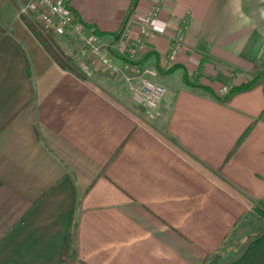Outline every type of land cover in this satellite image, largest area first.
<instances>
[{
    "label": "crops",
    "instance_id": "obj_1",
    "mask_svg": "<svg viewBox=\"0 0 264 264\" xmlns=\"http://www.w3.org/2000/svg\"><path fill=\"white\" fill-rule=\"evenodd\" d=\"M18 1L0 0V264H264L254 212L264 202V89L229 102L202 90L223 96L252 77L264 29L250 0H163L134 60L166 87L155 118L124 79L54 36L76 62L62 68L17 16ZM68 6L105 43L126 23L136 34L150 7ZM178 28L183 50L165 62ZM250 215L263 224L247 232Z\"/></svg>",
    "mask_w": 264,
    "mask_h": 264
},
{
    "label": "built area",
    "instance_id": "obj_2",
    "mask_svg": "<svg viewBox=\"0 0 264 264\" xmlns=\"http://www.w3.org/2000/svg\"><path fill=\"white\" fill-rule=\"evenodd\" d=\"M69 0H19L17 16L23 21L28 18L41 32H51L54 36H69L77 45L78 52L83 59L91 60L116 77L126 81L133 99L144 107L149 117L161 115L159 105L167 90L159 81L155 80L156 69L135 65L134 60L146 52L145 39L152 33V24L161 10L163 0H145L149 8L141 17L137 33L131 32L130 24L126 23L121 32L111 41L102 42L98 34L88 30L87 26L78 20L68 6ZM184 38L181 28H178L171 49L165 62L175 59L183 50ZM117 56H125V62L115 61ZM89 60V61H90ZM80 68L86 75L92 74V67L87 61L80 62ZM229 89L224 87L221 93Z\"/></svg>",
    "mask_w": 264,
    "mask_h": 264
},
{
    "label": "trees",
    "instance_id": "obj_3",
    "mask_svg": "<svg viewBox=\"0 0 264 264\" xmlns=\"http://www.w3.org/2000/svg\"><path fill=\"white\" fill-rule=\"evenodd\" d=\"M23 22L25 25L30 29V31L35 35V37L38 39V41L42 44V46L45 48V50L49 53V55L62 67V68H70V65L75 64L76 62L68 55H66L62 49L59 47V45L56 43L54 35L51 32H41L37 26L29 20L26 17H23ZM88 28V27H87ZM89 29V28H88ZM92 32L98 34L101 36L102 34L99 33L97 30L92 29ZM26 57V55H25ZM27 62V70L28 73H30V66L28 63V59L26 57ZM252 77L248 79L247 81L239 84L234 85L229 88V91L225 95H220L216 89L211 85H203L202 90L204 92H207L211 95H213L216 99L223 101V102H229L232 97L238 93H242L245 91H249L253 88H255L258 85H262L264 89V81L262 80V76L264 75V54L262 56L258 57L255 62L252 64ZM254 72V73H253ZM262 117L264 118V110L262 112ZM251 130V127H249L243 134V138L249 133ZM240 139V140H241ZM254 212L256 215L264 221V202H258L254 208ZM262 230H258L252 234L248 235V241L257 237L260 235ZM243 247L241 248V250Z\"/></svg>",
    "mask_w": 264,
    "mask_h": 264
},
{
    "label": "rangeland",
    "instance_id": "obj_4",
    "mask_svg": "<svg viewBox=\"0 0 264 264\" xmlns=\"http://www.w3.org/2000/svg\"><path fill=\"white\" fill-rule=\"evenodd\" d=\"M19 7V1H18V6H17V9ZM249 9L251 10V13L254 14V16L256 17V20L258 21V19L260 20L261 22V25L264 29V0H250V4L248 5ZM73 41V40H72ZM90 60V59H89ZM91 61V60H90ZM92 62V61H91ZM93 64V63H92ZM94 65V64H93ZM97 67L99 68L100 66L99 65H94V67ZM249 72V71H248ZM254 73V72H253ZM251 76H252V72H251ZM262 80L264 81V75L262 76ZM126 94H127V90L124 89ZM133 96V95H132ZM126 97V96H125ZM129 97V96H128ZM135 104V103H134ZM137 106V104H135ZM144 108V107H143ZM161 113V112H160ZM160 116V115H159ZM157 116V117H159ZM251 216V218H249ZM247 219L244 220V226H245V229L243 230H246L247 229V232L249 231H253V230H256V229H259L261 227V225L263 224V221H261V224L259 223L258 220L260 219H255L252 215H250ZM243 226V225H242ZM244 228V227H242ZM236 237V234L235 235H232L231 236V239H234ZM230 241H228L230 243ZM229 258V255H226L223 257V261H226V259Z\"/></svg>",
    "mask_w": 264,
    "mask_h": 264
}]
</instances>
